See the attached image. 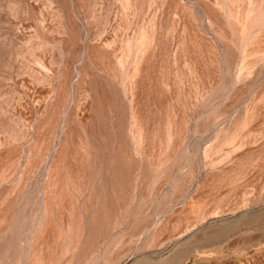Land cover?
Returning a JSON list of instances; mask_svg holds the SVG:
<instances>
[{
  "label": "rangeland",
  "instance_id": "374dc122",
  "mask_svg": "<svg viewBox=\"0 0 264 264\" xmlns=\"http://www.w3.org/2000/svg\"><path fill=\"white\" fill-rule=\"evenodd\" d=\"M0 264H264V0H0Z\"/></svg>",
  "mask_w": 264,
  "mask_h": 264
}]
</instances>
